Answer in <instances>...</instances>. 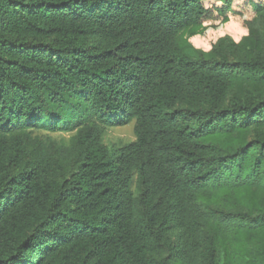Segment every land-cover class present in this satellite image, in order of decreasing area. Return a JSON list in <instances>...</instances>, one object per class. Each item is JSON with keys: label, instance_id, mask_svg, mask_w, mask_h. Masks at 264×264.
I'll list each match as a JSON object with an SVG mask.
<instances>
[{"label": "trees", "instance_id": "1", "mask_svg": "<svg viewBox=\"0 0 264 264\" xmlns=\"http://www.w3.org/2000/svg\"><path fill=\"white\" fill-rule=\"evenodd\" d=\"M217 1L0 0V264H239L264 235V94L232 96L264 56L180 42L243 12Z\"/></svg>", "mask_w": 264, "mask_h": 264}, {"label": "rangeland", "instance_id": "2", "mask_svg": "<svg viewBox=\"0 0 264 264\" xmlns=\"http://www.w3.org/2000/svg\"><path fill=\"white\" fill-rule=\"evenodd\" d=\"M252 0H232V9H243L238 15L230 13L226 19L221 22H210L207 28L198 30L190 29L186 31L180 42L187 46L193 56L206 55L211 56L214 50L220 49L231 58L252 56L260 54L264 56V14L256 19L258 28L247 27V20L251 19V10H244L245 4ZM257 1V0H254ZM221 2L217 0H206L208 6H218ZM254 94H264V78L256 74H244L241 82L234 87L232 96L245 95L247 92ZM74 132L63 130L35 129L33 136L39 137L46 145L62 146L68 144ZM250 135L239 136L237 143L247 140ZM134 120L120 126L109 127L103 136V143L109 148L121 147L135 140ZM135 189V183L133 184ZM221 254V262L222 260ZM256 259L255 264H264V235L258 233L255 240L244 243V253L239 257V264H247L249 258ZM259 262V263H258ZM180 263V262H178Z\"/></svg>", "mask_w": 264, "mask_h": 264}]
</instances>
